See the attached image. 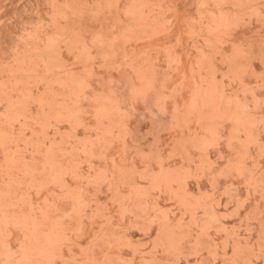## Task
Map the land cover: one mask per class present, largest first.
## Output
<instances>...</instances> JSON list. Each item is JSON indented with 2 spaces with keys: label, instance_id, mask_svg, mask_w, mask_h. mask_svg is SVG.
<instances>
[{
  "label": "rangeland",
  "instance_id": "1",
  "mask_svg": "<svg viewBox=\"0 0 264 264\" xmlns=\"http://www.w3.org/2000/svg\"><path fill=\"white\" fill-rule=\"evenodd\" d=\"M0 264H264V0H0Z\"/></svg>",
  "mask_w": 264,
  "mask_h": 264
}]
</instances>
